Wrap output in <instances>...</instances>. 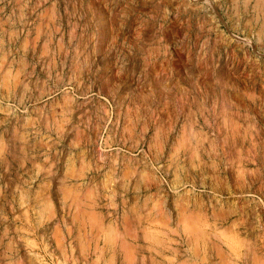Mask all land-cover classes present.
I'll return each mask as SVG.
<instances>
[{
    "label": "rangeland",
    "instance_id": "rangeland-1",
    "mask_svg": "<svg viewBox=\"0 0 264 264\" xmlns=\"http://www.w3.org/2000/svg\"><path fill=\"white\" fill-rule=\"evenodd\" d=\"M0 264H264V0H0Z\"/></svg>",
    "mask_w": 264,
    "mask_h": 264
},
{
    "label": "bare ground",
    "instance_id": "bare-ground-1",
    "mask_svg": "<svg viewBox=\"0 0 264 264\" xmlns=\"http://www.w3.org/2000/svg\"><path fill=\"white\" fill-rule=\"evenodd\" d=\"M223 99V98H222ZM196 138V137H195ZM195 240V239H194ZM189 242V241H188ZM190 246V245H189ZM220 257V256H219ZM223 259V258H222Z\"/></svg>",
    "mask_w": 264,
    "mask_h": 264
}]
</instances>
